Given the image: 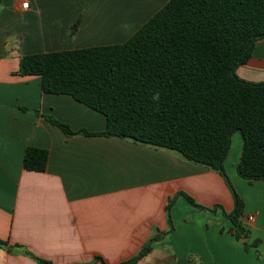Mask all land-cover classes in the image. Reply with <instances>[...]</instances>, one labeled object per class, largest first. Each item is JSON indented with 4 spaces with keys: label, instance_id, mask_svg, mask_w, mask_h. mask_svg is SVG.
<instances>
[{
    "label": "crops",
    "instance_id": "crops-1",
    "mask_svg": "<svg viewBox=\"0 0 264 264\" xmlns=\"http://www.w3.org/2000/svg\"><path fill=\"white\" fill-rule=\"evenodd\" d=\"M169 1L0 0V240L8 243L0 264H38L23 249L53 264H90L97 256L121 264L169 231L168 201L179 192L205 208L234 210L220 174L173 152L119 138L67 137L46 117L93 134L106 130L107 118L70 95L44 92L39 76L15 75L23 56L125 43ZM237 74L264 82V40ZM29 147L49 152L45 172L24 169ZM242 153L236 133L225 170L245 202L248 243L258 245L246 250L222 209L178 197L170 213L175 230L138 264H264V180L239 175Z\"/></svg>",
    "mask_w": 264,
    "mask_h": 264
},
{
    "label": "trees",
    "instance_id": "trees-1",
    "mask_svg": "<svg viewBox=\"0 0 264 264\" xmlns=\"http://www.w3.org/2000/svg\"><path fill=\"white\" fill-rule=\"evenodd\" d=\"M264 40V0H170L127 42L116 45L23 56L15 75L39 76L43 90L65 94L103 114L104 132H74L47 116L67 137L119 138L167 150L220 174L234 198L231 213L222 206L205 208L185 192L167 205L170 229L157 233L139 254L121 264H138L154 242L175 228L171 210L178 197L232 222L231 233L249 245L245 202L225 170L233 136L240 133L243 153L239 175L264 180V82L241 79L237 70L253 57ZM45 149L29 147L26 171L43 173L49 162ZM8 243L0 240V248ZM20 253L38 264H53L26 249ZM106 264L97 256L90 264Z\"/></svg>",
    "mask_w": 264,
    "mask_h": 264
},
{
    "label": "built area",
    "instance_id": "built-area-1",
    "mask_svg": "<svg viewBox=\"0 0 264 264\" xmlns=\"http://www.w3.org/2000/svg\"><path fill=\"white\" fill-rule=\"evenodd\" d=\"M28 6H29L28 2L23 3V7H24L25 9H27ZM253 219H254V218L251 217L249 220L252 221Z\"/></svg>",
    "mask_w": 264,
    "mask_h": 264
}]
</instances>
